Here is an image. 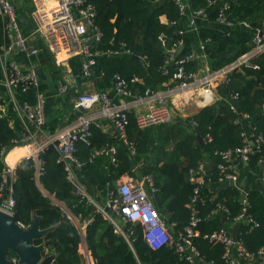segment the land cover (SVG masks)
I'll return each mask as SVG.
<instances>
[{"label":"trees","instance_id":"trees-1","mask_svg":"<svg viewBox=\"0 0 264 264\" xmlns=\"http://www.w3.org/2000/svg\"><path fill=\"white\" fill-rule=\"evenodd\" d=\"M12 1L18 14L27 19L20 21L22 32L27 35L31 27L30 0ZM85 1L93 7V23L101 32L95 47L119 51L96 57L90 80L97 90L110 88L115 75L129 82L137 77L138 81L131 83L136 93L146 88L166 89L178 82L173 77L176 61L190 52H202L205 57L185 60L181 64L185 74H197L204 60L210 72L216 71L254 46L255 29L264 30V0H215L213 4H209V0H184L187 3L185 13H180L174 0ZM225 1L229 5L227 18L234 23L232 28H225L215 21L218 9ZM200 7L205 9V16L197 20V28L192 30L187 24L189 11ZM162 16L165 21L161 20ZM241 21L248 26H242ZM2 40L0 19V42ZM36 45L40 48L38 59L44 73L42 80H59L60 67L55 65L52 55L40 42ZM67 62L72 74H81L80 56H71ZM225 78V98L204 105L186 118L173 116L170 122L140 128L135 113L129 110L126 111V144L119 139L115 129L116 137L111 138L100 126L93 125L89 142L79 141L75 152L82 162L78 170L81 181L98 204H103L111 192L116 195L117 181L122 175L138 179L149 175L155 187L151 194L153 204L174 236L189 223L194 213L200 220L196 227L198 235L193 236L191 242L205 264H229L222 257L223 245L205 235L221 228L230 231L234 217L242 207L238 187L217 189L221 177L218 164L224 161L218 152L243 146L245 139L241 133L246 131L254 143L246 166L263 171L260 160H264V49L229 71ZM165 83L169 85L164 86ZM18 96L21 99L20 93ZM61 97L68 99L69 96ZM20 131V122L8 107L7 115L0 116V148L10 147L12 140L19 138ZM256 137L260 138L258 142H255ZM106 144L116 148L114 162L103 153L96 155V151ZM56 156L52 147L42 154L44 173L39 182L47 194L36 182L35 166L30 159L17 164L10 184L14 196V220L29 226L37 215L39 227L49 228L35 243H44L46 253L54 254L52 264L88 263L79 250L82 242L79 226L52 201L51 194L80 223L87 221L83 236L93 264H189L173 245L151 247L138 222L123 223L127 239L116 232L100 211L74 193ZM208 159L210 163L206 162ZM200 162L206 168L201 185L185 178V174L191 169L196 170ZM228 165L229 170L234 171L230 162ZM133 167H136L135 171ZM2 168L0 161V170ZM197 186L198 193L192 204ZM4 195L5 191L0 190V203ZM245 197L248 201L246 215L257 225L241 221L238 238L250 252L264 250V192L251 189ZM221 213L226 216L225 221H222ZM15 255L8 252V256Z\"/></svg>","mask_w":264,"mask_h":264},{"label":"built area","instance_id":"built-area-1","mask_svg":"<svg viewBox=\"0 0 264 264\" xmlns=\"http://www.w3.org/2000/svg\"><path fill=\"white\" fill-rule=\"evenodd\" d=\"M178 5L180 13H185L187 3L184 0H174ZM215 0H209L213 4ZM22 3V0H20ZM31 4V27L27 35L23 34L20 21L22 16L17 12L16 5L12 0H0V19L2 23L3 40L0 42V116H6L8 107L19 120L21 125L20 136L12 140L10 147L0 148V161L3 168L0 170V190L5 191V195L0 203V210L12 214L14 205V196L11 192V181L14 176V169L22 160H32L35 166V179L40 186L39 178L43 175L44 160L42 154L49 147H52L57 156L56 162L61 164L65 172L67 181L71 184L75 194L85 199L87 204L96 206V209L110 221L114 230L122 234L126 239L124 222H138L142 226L143 237L145 241L153 248H158L164 244L173 245L175 250L189 262V264H205L198 250L193 246L191 238L198 235L196 229L200 220L192 215L189 223L178 232L176 236L172 234L167 223L162 219L156 210L152 193L155 191L152 179L145 175L140 179L127 177L117 182L115 193H110L103 204H98L95 198L84 187L78 175V170L82 162L75 156L76 145L79 141L88 143L91 136L92 126H101V119L105 118L111 121L116 130L119 139L125 144V127L127 122L126 111H129V104L124 101L129 98L134 102L145 103L146 110L136 114V123L138 127L143 128L150 124L170 122L173 118L174 108L172 102H168V97H176L177 92H185L201 88L203 91V101L209 103L213 100L212 84L229 71L246 62L251 56L261 52L264 49V42L259 36L261 30L255 29L254 46L250 52L238 57L233 62L216 70L208 71L202 76L197 74H185L181 65L185 60L196 57H205L192 51L184 58L176 61L177 67L173 77L178 80L175 87H169L164 90H150L146 88L143 92L136 93L131 88V83L138 81L137 77L131 78L130 82L120 75L113 77L112 86L104 90L95 88L87 90H77L73 97V107L80 113L67 125L54 132H48L46 129L45 107L47 101V86L49 82H44L42 74L37 73V68L41 67V61L38 59L40 48L36 42L52 55L54 63L60 67V79L54 84L55 96L69 95L73 87L69 79L71 68L67 62L71 56L81 57V75L89 79L93 73V66L96 63V57L100 54H117L118 50H100L95 47V42L101 39V32L93 23V7L85 0H30ZM229 5L225 1L222 3L216 14L215 21L225 28L234 27V23L227 18L226 11ZM205 16L204 8H194L188 14V26L192 30L197 28V20ZM27 20L26 18H23ZM242 26H248L246 22L241 21ZM202 47V45H200ZM174 50V49H173ZM173 50H171L173 52ZM129 53V50L125 51ZM59 57V55H61ZM23 56L24 61L19 57ZM42 69V67H41ZM43 72V70H42ZM46 83V88H41ZM33 90V101L20 99L18 93L25 94ZM113 91V94H111ZM116 98L120 101H116ZM235 97H233L234 99ZM97 108V109H96ZM247 117L244 114V117ZM241 135L245 139V144L241 147L227 149L218 152L223 162L218 164L221 177L231 178L234 183L238 180V174L229 170L228 162L233 159H240L247 162L249 154L253 152V144L249 140L246 131ZM255 138V142L259 141ZM24 147L25 150L13 163L7 160V155L14 148ZM116 148L113 145L104 146L96 154H105L114 162ZM133 150L131 151V154ZM261 165L264 166V160L261 159ZM205 166L200 162L196 170H189V179L201 185ZM133 171L136 167L132 168ZM7 177L10 178L9 186L6 185ZM264 183V169L260 175ZM199 186L194 189L195 195L192 197V204L198 193ZM241 212L234 217L235 222L252 220L246 215L248 201L244 196L241 200ZM192 204L190 203L191 207ZM226 210L225 207L221 206ZM22 227L27 228L25 224L16 221ZM86 222L78 221L79 229L84 234ZM210 240L219 242L223 245L222 257L229 264H238L236 259L249 261L258 259L264 264V250L259 249L256 252L248 251L240 239L236 242L228 229L221 228L205 235ZM10 264H17V256H8ZM88 263V262H87ZM91 264L92 259H91Z\"/></svg>","mask_w":264,"mask_h":264},{"label":"crops","instance_id":"crops-1","mask_svg":"<svg viewBox=\"0 0 264 264\" xmlns=\"http://www.w3.org/2000/svg\"><path fill=\"white\" fill-rule=\"evenodd\" d=\"M161 20L165 21V18L162 16ZM262 41L264 42L263 39ZM250 51L251 49L248 52ZM19 59L21 61L25 60L23 56L19 57ZM208 71H209V68H208L207 62L204 60L202 62V65L197 69L196 73L198 76H202ZM225 76L226 74L221 77H218L213 82L212 84L213 100L211 102L219 98H225V95H224L225 94L224 83L226 81ZM69 79L73 83V87H72L73 91L71 90V92L69 93L68 99L66 98L64 99L61 96H55L53 84L48 85L47 88L45 87L46 85L43 84L44 87L47 89L45 118H46V129L48 132H54L56 130H59L61 127H64L69 122H71L78 115L73 107V97L77 90H87V89L95 88L91 80L84 78L81 74L74 75L71 73L69 76ZM167 85H169V83L164 84V86H167ZM169 87H175V84L172 86H167L166 88H169ZM177 93L178 94H176V97L167 98L168 102L170 103L172 102V105L174 108L173 116L175 117L178 116L181 118H186L187 116H190L194 114L195 112H197L204 105L208 104L203 101V91L201 90V88H196L194 90H188L185 92H177ZM33 94H34L33 90H30L29 92L22 94L21 99L27 100V101H33ZM65 100L66 102H64ZM116 101L118 102L120 100L116 98ZM124 101L129 104V110L133 111L135 115L141 112H145L146 110L145 103L134 102L133 100L129 98H125ZM100 127L104 131V133H106L109 137L111 138L116 137V132L113 128V125L111 124V121H109L108 119L102 118ZM50 128H52L53 130H50ZM105 146H109V145L106 144ZM24 150L25 148L23 147L17 148L16 150H12L11 152L8 153L7 160L10 163H13L21 154H23ZM104 156H107V158L110 160V157L108 155L104 154ZM206 162L210 163V159L206 160ZM246 165L247 164L245 161L238 160V159L231 160L230 167L233 168V170L237 174H239L238 175L239 178L234 186L238 187L240 190V195L244 194V196H246L248 191L251 189H259L264 192V183L261 181V178H260L261 172L259 170L257 171L253 169L252 167H249ZM78 175H79V178L81 179L79 172H78ZM127 177H133L135 179H138V177H135V176L122 175L120 179H118V181L121 179H126ZM75 219L78 222V219L76 217ZM85 247L87 248L86 244H85ZM48 254H51V252H48ZM236 260L238 264H258L260 262L258 259H253L249 261H244V260H239V259H236Z\"/></svg>","mask_w":264,"mask_h":264},{"label":"water","instance_id":"water-1","mask_svg":"<svg viewBox=\"0 0 264 264\" xmlns=\"http://www.w3.org/2000/svg\"><path fill=\"white\" fill-rule=\"evenodd\" d=\"M21 21H24V19L22 18ZM259 36L264 40V30L259 32ZM132 57L136 56L132 55ZM37 73H42L41 67L37 68ZM261 168L264 169V166L261 165ZM189 177L190 173L187 172L185 178L189 179ZM9 184L10 178L7 177L6 185L9 186ZM234 185V181L228 178L221 181L217 189ZM39 187L41 188V185ZM42 191L47 194L46 191ZM243 197L244 194H241L240 201ZM93 209H96V206H93ZM220 215L222 216V221H225L226 216L222 213ZM240 225V222H235L230 228V233L235 242L239 239L238 230ZM48 230L49 228L41 229L39 227L37 215H34L32 223L27 228H22L16 223L12 214L0 210V264L11 263L8 258V252L10 251L16 254L18 258L17 264H52L54 254L46 253L44 243H35V240L42 238Z\"/></svg>","mask_w":264,"mask_h":264},{"label":"rangeland","instance_id":"rangeland-1","mask_svg":"<svg viewBox=\"0 0 264 264\" xmlns=\"http://www.w3.org/2000/svg\"><path fill=\"white\" fill-rule=\"evenodd\" d=\"M51 82V81H50ZM49 82V85L50 84H55L56 83V80L54 79V80H52V82L50 83ZM215 84V83H214ZM55 86V85H54ZM43 190V189H42ZM50 197H51V199H52V201L53 202H55V203H58L68 214H69V217L72 219V221L78 226V222H77V220L75 219V217L68 211V209L65 207V205L62 203V202H60V201H57L54 197H53V195L51 194V195H49ZM79 250L83 253V255H84V257H85V259H86V261L88 262V264H91V257H90V252H89V250L85 247V241H84V237H83V235H82V242H81V244H80V247H79Z\"/></svg>","mask_w":264,"mask_h":264},{"label":"bare ground","instance_id":"bare-ground-1","mask_svg":"<svg viewBox=\"0 0 264 264\" xmlns=\"http://www.w3.org/2000/svg\"><path fill=\"white\" fill-rule=\"evenodd\" d=\"M62 56V54L61 55H59V57H61ZM24 148V147H23ZM5 212V211H4Z\"/></svg>","mask_w":264,"mask_h":264}]
</instances>
